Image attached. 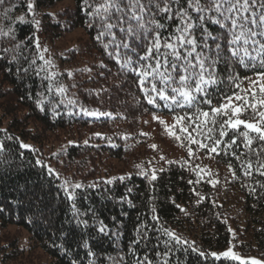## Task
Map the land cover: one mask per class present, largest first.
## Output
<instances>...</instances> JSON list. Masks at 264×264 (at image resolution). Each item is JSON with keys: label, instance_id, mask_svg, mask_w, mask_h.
<instances>
[{"label": "trees", "instance_id": "obj_1", "mask_svg": "<svg viewBox=\"0 0 264 264\" xmlns=\"http://www.w3.org/2000/svg\"><path fill=\"white\" fill-rule=\"evenodd\" d=\"M59 1L0 0V225L44 264H255L224 250L264 252V0Z\"/></svg>", "mask_w": 264, "mask_h": 264}, {"label": "rangeland", "instance_id": "obj_2", "mask_svg": "<svg viewBox=\"0 0 264 264\" xmlns=\"http://www.w3.org/2000/svg\"><path fill=\"white\" fill-rule=\"evenodd\" d=\"M71 4L70 0H61L59 2H56L54 4V9L57 8H62L65 5ZM55 40L53 41L52 45L55 48V51L57 55L64 54L66 53L69 48L74 47V46H82L86 42V34L85 32L80 28V27H73L67 30L65 33H63L61 36L54 37ZM86 44V43H85ZM84 44V45H85ZM80 46V47H81ZM83 54H85V51H81ZM80 54L78 57L70 59V61L66 62L65 64L69 65V68H73L76 66H85L86 61L89 59L87 58L89 54L83 55ZM64 63H62L63 65ZM262 77V76H258ZM235 99L236 96L232 95L228 98H226L223 101V105L227 106L229 105L233 109V122H239L241 118H239V114L237 112L238 108L235 104ZM99 129L98 126H85L82 128L80 131H75L70 135H63V134H50L48 136V141L46 143V151L50 150V160L49 164L51 166H57V167H62V162H61V157H57L59 152L63 149V147L69 143L72 139L70 137L75 138L76 135L83 136V138L88 134V133H93L97 132ZM54 154V156L52 155ZM106 162H109L110 164H114L117 166H122V163L120 160H117L112 157H107ZM67 169V168H65ZM236 228L238 229V226L236 225ZM244 236V235H243ZM14 239L20 246H23L24 248L22 249V254L19 253V257L17 258V262L21 261L20 264H26V262H32V263H40L44 264L47 257L44 254L43 251H41L37 247H30V242L28 238L27 232L19 226L12 225V224H7L4 226L0 225V243L6 242L8 240ZM236 238L233 240L231 239L229 245L225 248L224 252H227L230 255H234L235 257L239 258L240 260H245L248 259L255 264H264V252H255V253H245L241 254V252L237 249L236 244H235Z\"/></svg>", "mask_w": 264, "mask_h": 264}]
</instances>
